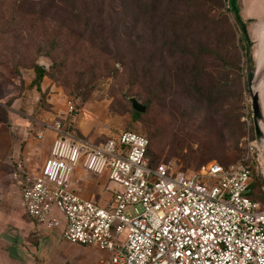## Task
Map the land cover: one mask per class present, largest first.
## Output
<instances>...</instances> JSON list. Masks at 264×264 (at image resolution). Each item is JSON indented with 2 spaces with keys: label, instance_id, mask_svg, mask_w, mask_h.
Returning <instances> with one entry per match:
<instances>
[{
  "label": "rangeland",
  "instance_id": "374dc122",
  "mask_svg": "<svg viewBox=\"0 0 264 264\" xmlns=\"http://www.w3.org/2000/svg\"><path fill=\"white\" fill-rule=\"evenodd\" d=\"M236 1L249 45L230 0H178L154 15L139 14L131 0H0V264L109 257L66 242L61 229L33 225L22 209L17 163L26 170L24 151L31 164L44 163L57 121L92 144L125 130L143 134L153 161L185 174L211 162L258 166L249 196L264 207V154L248 89L256 43H264V0ZM199 49L207 71L195 81L188 70ZM35 67L44 71L37 85ZM257 84L264 111V76ZM129 98L146 111H134ZM67 103L77 112L63 121ZM93 179L102 182V204L111 184Z\"/></svg>",
  "mask_w": 264,
  "mask_h": 264
},
{
  "label": "built area",
  "instance_id": "2783aa9c",
  "mask_svg": "<svg viewBox=\"0 0 264 264\" xmlns=\"http://www.w3.org/2000/svg\"><path fill=\"white\" fill-rule=\"evenodd\" d=\"M65 107L63 121L77 112ZM48 129L54 138L38 174L17 164L33 225L107 252L96 264H264V207L247 196L258 166L211 162L185 174L152 165L149 140L135 131L92 144L60 121ZM77 173L102 177L104 189L111 184L108 198L81 197Z\"/></svg>",
  "mask_w": 264,
  "mask_h": 264
},
{
  "label": "trees",
  "instance_id": "16d2710c",
  "mask_svg": "<svg viewBox=\"0 0 264 264\" xmlns=\"http://www.w3.org/2000/svg\"><path fill=\"white\" fill-rule=\"evenodd\" d=\"M134 7H135V10L141 14V15H154L156 13H158L163 7H169L171 4L177 2L178 0L176 1H173V0H131ZM230 4H231V9L235 15V20H236V23L239 25V27L241 28V31H242V36H243V39L244 41L247 43V45H249V37L247 35V31H246V27H245V23L243 22L239 12H237V9L235 8L234 6V0H230ZM171 46H176L175 43H172ZM183 49L182 50V53H180V56H181V59L182 60L184 57H185V47H182ZM195 49V48H194ZM246 53H247V50H246ZM191 56H194V64L193 66H191L188 70V72L190 73H194L196 76H195V81L201 77H199V75L205 70L207 71V69H205L201 64V62L199 61V58L201 57L200 56V49L198 51V53L196 54H191ZM247 61L248 63H251L252 62V59H251V56L248 54L247 55ZM35 72H36V79L34 80L35 84L37 85L41 79L43 78V75H44V71L40 68V67H35ZM192 89L195 90L196 94L198 95H201V86L199 84H197V82H195L192 86ZM149 146H150V142H149ZM148 156H149V159H150V163L152 165L154 164H157V162L153 161L149 155V149H148ZM257 176H254L253 177V181L252 183L250 184V186L253 184L255 178ZM250 189V187H249ZM247 196L249 198H251L249 196V191L247 192ZM252 199V198H251ZM253 200V199H252Z\"/></svg>",
  "mask_w": 264,
  "mask_h": 264
},
{
  "label": "water",
  "instance_id": "95a60500",
  "mask_svg": "<svg viewBox=\"0 0 264 264\" xmlns=\"http://www.w3.org/2000/svg\"><path fill=\"white\" fill-rule=\"evenodd\" d=\"M251 64V63H250ZM42 67H45L44 64H41ZM264 76V64L262 65L260 72L256 81H254V66L249 67L248 69V89L249 95L251 98L252 104V116H253V125L255 130L256 142L258 144L259 149L264 154V116L260 109V105L258 102L257 96L253 92V87L255 82H258ZM129 102L131 103V107L134 111L138 113H144L146 111L147 106L141 104L136 98H129Z\"/></svg>",
  "mask_w": 264,
  "mask_h": 264
},
{
  "label": "crops",
  "instance_id": "0c3cea01",
  "mask_svg": "<svg viewBox=\"0 0 264 264\" xmlns=\"http://www.w3.org/2000/svg\"><path fill=\"white\" fill-rule=\"evenodd\" d=\"M236 2L237 1L234 0V6L235 7H236ZM252 33H253L254 39L256 41H258V39H260V37H259L260 36V33H259V31H257V25L253 29V32ZM256 46H257V43H256ZM40 133H42V132H40ZM42 136H43V133H42ZM22 158H25V160L23 162L24 163V167L26 168L25 171L28 174H30L31 176L37 175L38 172H39L38 170L41 168V165H42L43 162L31 164L30 162H28L26 160V158H27V152H25V151L22 154ZM76 177L79 179V182H77L74 185V188L76 189L77 193L81 197L86 198V199H89V198H93V197L94 198H98L100 196V194L102 193V185H101L102 182L100 180L94 181L92 175H88V174H84V173H77Z\"/></svg>",
  "mask_w": 264,
  "mask_h": 264
},
{
  "label": "bare ground",
  "instance_id": "6f19581e",
  "mask_svg": "<svg viewBox=\"0 0 264 264\" xmlns=\"http://www.w3.org/2000/svg\"><path fill=\"white\" fill-rule=\"evenodd\" d=\"M263 57H264V43L262 45H259V46L257 45L255 47V50H254V53H253L254 66L259 65L258 68L256 69V71H258V72H260V69H261L262 65L264 64ZM256 71H255V67H254V75H255L254 81H256V79H257ZM258 82H255L254 87H253V92L258 98L260 109H261L262 114L264 116V111H263L262 105H261V103L259 101L260 92H259V87H258V84H257Z\"/></svg>",
  "mask_w": 264,
  "mask_h": 264
}]
</instances>
